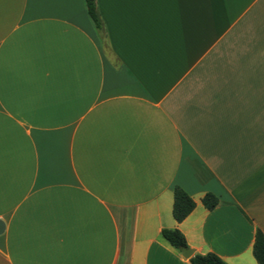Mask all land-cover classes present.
Instances as JSON below:
<instances>
[{
  "label": "crops",
  "instance_id": "1",
  "mask_svg": "<svg viewBox=\"0 0 264 264\" xmlns=\"http://www.w3.org/2000/svg\"><path fill=\"white\" fill-rule=\"evenodd\" d=\"M96 1L0 0V264H257L264 0Z\"/></svg>",
  "mask_w": 264,
  "mask_h": 264
},
{
  "label": "trees",
  "instance_id": "2",
  "mask_svg": "<svg viewBox=\"0 0 264 264\" xmlns=\"http://www.w3.org/2000/svg\"><path fill=\"white\" fill-rule=\"evenodd\" d=\"M85 3L90 18L95 26L101 30L103 27L97 1L85 0ZM173 199V217L180 223L192 213L196 203L193 198L180 187L174 188ZM202 202L208 210H213L218 206L220 200L213 194H207L203 197ZM162 238L178 251H180L181 247L189 248L184 235L178 229H163ZM253 252L257 264H264V233L261 230H258L256 233ZM189 261L191 264H228L214 253H195Z\"/></svg>",
  "mask_w": 264,
  "mask_h": 264
},
{
  "label": "water",
  "instance_id": "3",
  "mask_svg": "<svg viewBox=\"0 0 264 264\" xmlns=\"http://www.w3.org/2000/svg\"><path fill=\"white\" fill-rule=\"evenodd\" d=\"M4 223L0 221V233L4 230ZM180 252L185 259H189L194 255V250L191 248L181 247Z\"/></svg>",
  "mask_w": 264,
  "mask_h": 264
}]
</instances>
